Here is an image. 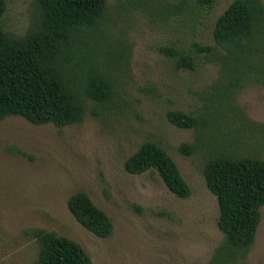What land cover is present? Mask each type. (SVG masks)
I'll use <instances>...</instances> for the list:
<instances>
[{"label":"rangeland","instance_id":"obj_1","mask_svg":"<svg viewBox=\"0 0 264 264\" xmlns=\"http://www.w3.org/2000/svg\"><path fill=\"white\" fill-rule=\"evenodd\" d=\"M232 1L213 0L204 11L190 0H107L100 28L79 39L77 56L110 80L109 106L63 128L0 121V264H34L36 230L76 242L91 264H264V206L251 247L228 256L202 175L205 161L222 153L264 161V86L251 78L230 87L225 52L212 38ZM35 14L34 0H5L3 31L23 36ZM166 48L191 55L193 69L177 67ZM172 110L197 124L173 126L166 119ZM148 141L173 160L187 198L171 194L154 172L124 170ZM182 143L193 148L190 155L178 151ZM76 192L108 216V237H95L69 213L66 202Z\"/></svg>","mask_w":264,"mask_h":264},{"label":"trees","instance_id":"obj_2","mask_svg":"<svg viewBox=\"0 0 264 264\" xmlns=\"http://www.w3.org/2000/svg\"><path fill=\"white\" fill-rule=\"evenodd\" d=\"M107 0H34L36 14L23 36L6 34L1 25L5 0H0V121L20 117L33 125L56 128L80 123L86 114L96 116L112 102L110 80L90 62L78 63V41L87 31L98 30ZM204 11L213 0H190ZM214 43L229 74L228 85L240 88L246 81L264 86V6L260 0H233L217 17L212 30ZM197 52L211 54L209 46L194 44ZM176 66L193 69V58L174 48ZM255 75L256 77H252ZM92 103L88 109L87 103ZM167 121L180 129L197 124L195 117L179 110L166 113ZM193 148L182 143L178 151L190 155ZM132 175L154 172L166 189L184 199L189 187L168 154L156 143L141 144L124 162ZM202 175L215 197L217 229L229 253L240 257L251 247L264 206V161L256 157H230L224 153L208 158ZM66 207L75 221L98 238L111 234L108 216L84 192L69 196ZM38 245L34 264H91L89 256L74 241L36 230ZM234 250L233 253L231 250ZM240 252V253H238Z\"/></svg>","mask_w":264,"mask_h":264}]
</instances>
